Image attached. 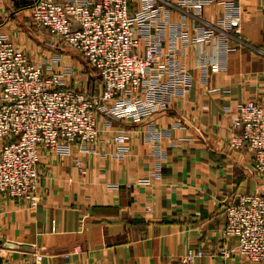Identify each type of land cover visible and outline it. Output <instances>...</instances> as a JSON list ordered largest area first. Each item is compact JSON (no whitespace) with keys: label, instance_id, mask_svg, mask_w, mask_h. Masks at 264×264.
<instances>
[{"label":"crops","instance_id":"1","mask_svg":"<svg viewBox=\"0 0 264 264\" xmlns=\"http://www.w3.org/2000/svg\"><path fill=\"white\" fill-rule=\"evenodd\" d=\"M168 1L166 19L181 23L190 39L195 24L215 23L222 14L220 0L199 12ZM238 1L242 20L239 33L230 31L233 49L225 68L213 64L212 44L182 46L166 26L158 35L163 52L175 50L193 76L184 95H171L136 121L98 112V138L90 151L73 145L69 154L57 155L40 147L37 206L0 194V264H182L180 255L190 247L204 252L195 264H264L220 253L233 242L220 238L226 204L241 194L264 192L253 150L228 144L239 132L231 125L238 105L255 101L264 107V0ZM29 2L0 0V33L45 72H62L64 86L98 92L96 70L80 53L82 62L64 58L57 43L48 45L46 37H56L33 24ZM202 56L210 61L205 81ZM152 127L158 141L148 138ZM121 129L129 131L130 149L117 155L113 135Z\"/></svg>","mask_w":264,"mask_h":264},{"label":"built area","instance_id":"2","mask_svg":"<svg viewBox=\"0 0 264 264\" xmlns=\"http://www.w3.org/2000/svg\"><path fill=\"white\" fill-rule=\"evenodd\" d=\"M214 1L175 0L179 8L195 12ZM220 2L222 14L215 23L195 24L190 39L181 23L166 19L168 0H30L33 24L80 53L96 70L100 88L88 93L64 86L62 72H45L39 62L0 33V194L37 206L40 147L57 155L69 154L73 145L90 151L98 138V112L136 121L150 116L171 95L182 96L189 90L193 76L181 66L175 50L163 52L161 48L158 35L166 26L182 46L212 44L213 64L225 68L226 55L233 49L230 31L239 33L242 8L238 0ZM209 63L200 58L203 81L208 78ZM231 125L239 132L229 136V146L236 149L248 144L255 171L264 174V107L255 101L240 103ZM159 137L152 127L148 138L158 141ZM129 138L128 130L114 133L117 155L129 151ZM79 171L85 173L81 167ZM220 238L233 240L221 248L223 256L264 262L263 191L241 194L226 204ZM203 255L201 248L190 247L180 261L195 264ZM64 256L67 259L68 253ZM41 257L35 254L36 261Z\"/></svg>","mask_w":264,"mask_h":264},{"label":"rangeland","instance_id":"3","mask_svg":"<svg viewBox=\"0 0 264 264\" xmlns=\"http://www.w3.org/2000/svg\"><path fill=\"white\" fill-rule=\"evenodd\" d=\"M46 38L48 40V45L49 44L51 45V41H53L54 43H57L56 44V47L62 49L61 52L63 53V55H64L63 57L64 58L66 57V55L67 56L70 55V56H73V58L76 57L78 61H81L82 62V59L80 58V56L72 48L66 46L64 43H62L61 41H59L58 39H56L54 37L53 38L52 37H46ZM56 40H57V42H56ZM30 57H31V55H30ZM84 66L87 69V71H89V72L92 73V70L88 67V65L86 63H84Z\"/></svg>","mask_w":264,"mask_h":264}]
</instances>
